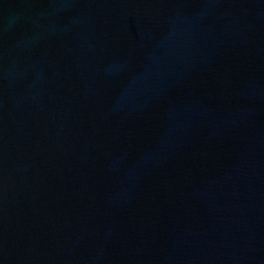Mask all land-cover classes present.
<instances>
[{
  "label": "water",
  "instance_id": "water-1",
  "mask_svg": "<svg viewBox=\"0 0 264 264\" xmlns=\"http://www.w3.org/2000/svg\"><path fill=\"white\" fill-rule=\"evenodd\" d=\"M0 264H264V0H0Z\"/></svg>",
  "mask_w": 264,
  "mask_h": 264
}]
</instances>
